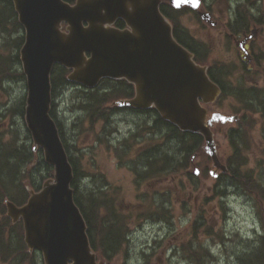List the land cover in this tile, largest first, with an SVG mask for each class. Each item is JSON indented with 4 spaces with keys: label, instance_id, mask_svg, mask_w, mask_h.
<instances>
[{
    "label": "water",
    "instance_id": "obj_1",
    "mask_svg": "<svg viewBox=\"0 0 264 264\" xmlns=\"http://www.w3.org/2000/svg\"><path fill=\"white\" fill-rule=\"evenodd\" d=\"M160 1L76 0L71 5L63 0H12L25 32L20 49L27 88L24 121L34 150L41 148L45 162L53 167V178L44 181L39 191H31L22 205L6 200V208L13 221L21 218L25 244L41 253L44 264H103L91 248L85 220L74 201L73 169L50 115V74L55 64L71 69L68 80L88 88L105 77L134 83L136 95L118 104L153 106L179 129L201 133L213 166L225 169L210 127L237 116L213 112L207 118L200 101H214L220 88L175 40L171 24L159 10ZM169 3L197 10L201 0ZM200 15L211 22L209 13ZM118 18L128 28L110 26ZM62 22L66 31L61 30ZM241 50L247 53L244 47Z\"/></svg>",
    "mask_w": 264,
    "mask_h": 264
},
{
    "label": "rangeland",
    "instance_id": "obj_2",
    "mask_svg": "<svg viewBox=\"0 0 264 264\" xmlns=\"http://www.w3.org/2000/svg\"><path fill=\"white\" fill-rule=\"evenodd\" d=\"M180 24L194 40L199 41L198 44L208 47V55L203 57L209 59V63L220 64L224 68L228 67L229 72L232 71V77L228 78V83L226 81L228 87L229 80L236 78H240L241 82L247 81L246 86L249 87L253 84L264 86V76L242 72L238 47L220 35L217 29H211L191 13L180 16ZM4 29L3 31L0 27L1 54L9 58L8 63L12 69L22 72L20 59H15L17 54L19 57L20 49L15 41L24 31L18 26L13 27L9 22ZM254 40V53H264V29L256 33ZM3 82L4 85L0 87L2 140L8 141L16 136L22 144L30 145L31 138L27 137L30 134L23 116L11 115L8 111L12 104L15 105L20 100H24L25 105V77L17 76L13 80V76L9 75ZM76 95L77 90L73 87L56 94L54 109L78 171L79 193L83 197L90 192L105 198L106 204L112 206L127 230L116 253L109 259L97 256L103 264H194L192 257L197 252L202 264H246L244 252L250 250L247 246L248 236L253 234L250 227L258 221L256 209L249 198L233 193L231 188L225 189L224 186L229 184L228 178L213 181L209 174L212 163L204 155H200L201 158L196 161L201 170L197 183H187L183 175L181 182L179 177L168 173L157 177L152 175L149 184L146 177L143 181L135 180L133 170L139 159L127 160L123 149L128 150L130 156H135L137 147L152 148L155 143L157 151L151 149L145 152V155L151 153L153 157L155 153H167L168 150L171 153L173 144L169 148L162 139L159 141L155 138V141L146 138V122H138L136 115H119L109 105V115L112 117L104 128V123L100 120L91 123L86 118V112L77 107ZM217 105L219 108L209 107V113L233 114L236 111L233 106L237 107L238 103L233 101L230 94H226L222 97L221 104ZM250 111L253 110H240L248 116L242 123L244 132L240 138L242 143L238 153L250 152L244 155L247 159L246 164L240 167L241 175L245 174V170L255 167L258 157H261L260 150H264V118H257L259 114L252 115ZM229 128H235L234 123H216L213 127L217 154L222 161H226L232 151L226 137ZM101 131L106 133L107 139L104 142L98 137ZM255 151L258 152L257 156L253 154ZM205 164L208 167L204 171ZM31 167V162L25 164L23 172L26 171V175L22 181H31L33 177L36 181L34 183H37L42 176L41 167H36L30 177L27 170ZM170 177L176 178V182ZM262 177L264 180V170ZM221 189H225V193ZM118 216L116 218L119 220ZM195 220H199V224L192 230ZM202 240L205 246L201 245ZM188 250L194 252L189 253ZM35 253V264H43L41 254ZM0 264H17V260L15 256H9L7 261L0 257Z\"/></svg>",
    "mask_w": 264,
    "mask_h": 264
},
{
    "label": "trees",
    "instance_id": "obj_3",
    "mask_svg": "<svg viewBox=\"0 0 264 264\" xmlns=\"http://www.w3.org/2000/svg\"><path fill=\"white\" fill-rule=\"evenodd\" d=\"M65 1L72 2L74 0ZM160 10L171 21L173 25V35L175 38L194 53V58L198 63L208 65L207 72L210 78L222 89V94L220 97L222 98L224 95L228 94V86L226 84V81L228 83L229 78L228 69L226 70V68L217 63H209V59L203 57V55H208V47L201 46L198 43H191V35L180 24V16H182L185 11H190V9H174L170 7L165 1L160 5ZM7 22H9V24H11L13 27L19 25L16 20V13L14 12L12 1L0 0V27L3 28V31L5 30L4 27ZM230 30L236 33L240 30V28L231 27ZM22 40V35H20V37L18 36L16 39L17 42L15 41L16 46L20 47ZM197 49L202 50V53L199 54ZM18 58L19 57L17 54L15 59ZM8 60L9 58L7 56H3L0 51V87L4 85L3 81L9 75L13 76V80L17 78V76L24 78L22 72H17L16 70L12 69L11 66H9ZM68 72L69 70L63 68L62 66H54L51 73L52 97L61 93V91L66 90L67 88H71L69 86V81L66 79V74ZM76 90L77 95L75 98L77 101V107L86 112V118L90 120L91 123L97 122L99 120L102 121L104 123L103 128L106 122H108L110 119V115L107 113L109 110L108 105L112 109L120 110L122 107H118L113 103V101L120 98L132 97L134 92L133 86L127 83L125 80L109 79H103L100 86L94 88L93 90ZM23 106L24 100H20L16 102L15 105L12 104L11 107L8 108V111L11 113V115L16 116L21 114L23 116ZM146 112L148 111L146 110ZM149 113L150 115H147V117H153V122L151 124L152 126L150 128L155 138L159 141L162 139L169 148L171 143L173 144L171 153L170 150H168L167 153H155L153 157L151 155V158L150 156L146 157V160H152L151 167L154 169V175L157 177L168 173L173 177H179V179L181 175H186L192 182L196 181V176L187 171V168L189 167L191 155L196 151L201 152L200 144L203 141V137L200 134L185 132L178 129L175 125L163 120L159 114L154 111V109L149 110ZM50 114L57 123L61 140L67 151L70 164L73 168V181L71 186L74 189V200L85 219L87 225V234L91 247L98 256L102 257L103 259H109L119 249L120 243L123 240V228L120 225V221L115 219V212L112 206L108 204L104 205V198L102 196L89 192L86 193L85 197H83V195L79 193L80 190L77 181L78 171L70 154L69 146L64 139V133L61 128V123L57 119L53 102L51 103ZM241 121H243V119L240 120V122ZM240 122L238 125L240 124V126L243 128V124ZM242 128H238L241 136L244 132V129ZM27 137L30 139L29 135ZM233 139L234 137H230L229 142L232 140V144L236 145V141ZM241 143L242 141L239 142V145ZM153 149L155 150V148ZM202 155L206 156L203 153ZM34 159L36 160V163L32 165L31 169L28 168L27 172L31 177L32 171L36 167H41V179L37 183H34L36 181H34L35 179L32 177V180L29 181L30 186H32V188L35 190H38L42 182L49 178L52 172V167L44 162L41 149L33 151L32 144H22L16 136L8 141H4L2 140L0 134V257L3 261H7L9 256H15L17 264H22L24 262L33 264L35 263V253H29L25 243L23 242V228L21 221L12 223L11 219L6 215V208L4 204L5 199H9L18 205L26 201L29 192L27 191L24 181H22L23 176L26 175V171L23 172V169L26 163H32ZM206 159L210 160L208 156H206ZM236 159L237 161L233 166L235 169L239 168L240 164L245 161V158L238 152ZM232 161L235 160L232 158L230 161V157L227 158L225 161L227 165V171L219 176V180L222 178L227 180L229 163L232 164ZM207 167V164H205L203 166V170L205 171ZM203 173L206 174L205 172ZM140 176L143 177L142 174H140ZM238 176L241 178L244 177V175L241 174H238ZM221 192L225 193L223 189H221ZM188 252L193 253L194 251L188 250ZM192 258V260H194V264H202L198 252L196 254L194 253Z\"/></svg>",
    "mask_w": 264,
    "mask_h": 264
},
{
    "label": "flooded vegetation",
    "instance_id": "obj_4",
    "mask_svg": "<svg viewBox=\"0 0 264 264\" xmlns=\"http://www.w3.org/2000/svg\"><path fill=\"white\" fill-rule=\"evenodd\" d=\"M163 2L165 1H162L160 5ZM70 3H73V1ZM263 5H264V0H211V1L201 0V9H200L201 11L204 10L210 13L211 18L214 20V23H208L207 25L211 29H217L220 35L224 36V38H226L228 41L234 42L236 47H238V59L240 60V62H242L241 64L242 72H248L250 74L260 75L262 77L264 76V53L263 52L254 53V48H252V42L255 41L254 38L256 37V33L261 32V30L264 29V12H261L262 10H264ZM190 11L191 14L195 16V18L198 19L201 18V15L199 14L198 10L191 9ZM113 25L117 28H123V29L126 27L125 22L120 18H118L113 23ZM231 27L240 28V30L235 33L230 30ZM20 29L22 30L23 28ZM251 32H253L254 36L247 38V36L250 35ZM22 38L24 40L25 32L24 34H22ZM190 42L193 44L199 43V41L194 40L193 37L192 40H190ZM242 47L246 48L247 50L246 55H244L240 50V48ZM189 51L191 52V50ZM197 52L201 54L202 50L197 49ZM225 68L226 70L228 69L229 71L228 67ZM231 73L232 71L229 72V77H232ZM233 73L235 74L234 70ZM246 85H248L247 81L244 80L243 82H241L240 78H236L235 80L232 79L229 80L228 94L231 95L234 102L238 103L237 107L233 106L234 107L233 110L236 111H234V113L231 114L233 116H237V120L231 122V124L234 123L235 128H229V134L231 137L236 138V141L239 140V142L242 140L240 139L241 135L238 128L239 127L242 128V127L236 125V123L239 119L240 120L243 119L246 121L247 120L246 118L248 116L240 112L241 109H245V110L252 109L253 111H250L252 115L259 114L257 118H264V86H258L256 84H253L251 85V87H249ZM54 105L55 104L53 103V106ZM208 106L210 108L211 107L219 108V106H215L213 103L207 104V107ZM236 108H239L240 110H237ZM151 109L153 108L145 109V108H134L131 106H127L126 108L117 110V112L119 115H125V117H128V115H134V116L136 115V117L142 118L143 119L142 122H146L145 124H147L146 128L150 129V127L152 126L151 124L153 122L152 120L153 117L150 118V116L147 117V115H150L149 110ZM146 110L148 112H146ZM121 143H123L122 140ZM239 147L240 146L235 145V149L233 148L232 150L235 159ZM151 149L153 148L150 147L144 150L141 154L143 158L142 168L144 170L147 168L146 163L150 165L149 164L150 160L146 161L145 159L146 157L145 152L146 151L149 152ZM123 152L127 157V160L134 161L135 159H138L137 153L135 154V156H130L129 154L130 152L128 150L126 151L125 149H123ZM260 152H261V157H258L255 167L250 170H245L244 177L242 178L239 177L238 174L240 173L234 167L230 170V174H229L231 181L230 183L231 190L233 191V193H238L239 196L243 195L249 198V200L253 203L256 209L255 213L258 218L257 223L253 224V226L250 227L253 234L252 236H248L249 244H247V246L248 249L250 250L244 252L246 256V258H244V263L246 264H264V218L262 219V217L264 216V205H262L264 203V180L262 177V171L264 170V158H263L264 150H260ZM247 153L250 152L248 151H246V153L245 151L240 152L242 156H244ZM256 153L258 152L257 151L253 152L255 156H257ZM234 164L235 161H232V166H234ZM239 167H243V164H240ZM128 168L130 169V166H128ZM240 170L241 168H239V171Z\"/></svg>",
    "mask_w": 264,
    "mask_h": 264
},
{
    "label": "bare ground",
    "instance_id": "obj_5",
    "mask_svg": "<svg viewBox=\"0 0 264 264\" xmlns=\"http://www.w3.org/2000/svg\"><path fill=\"white\" fill-rule=\"evenodd\" d=\"M238 22V21H237Z\"/></svg>",
    "mask_w": 264,
    "mask_h": 264
}]
</instances>
